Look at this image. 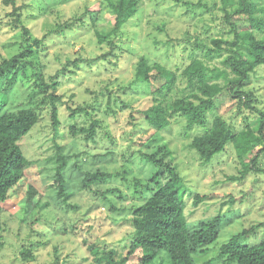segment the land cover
<instances>
[{"label":"rangeland","instance_id":"1","mask_svg":"<svg viewBox=\"0 0 264 264\" xmlns=\"http://www.w3.org/2000/svg\"><path fill=\"white\" fill-rule=\"evenodd\" d=\"M14 1L16 8L21 7L20 23L29 30V36L26 38L21 28H11L6 14L13 7L0 0V60L22 51L25 54V64L8 88L1 111L33 108L37 112L38 122L19 144L33 162L27 171V183L37 186L49 205L44 209L32 207L23 201L22 193L12 195L2 205L0 264H95L91 246L100 252L112 251L116 260L125 259L123 264H141L140 249L128 254L133 234L130 219L132 206L148 193L142 187L137 188L138 193L132 181L137 178L144 183L151 177L155 167L140 153L152 151L159 143L171 150L172 163L183 178L187 221L195 225L220 216L218 236L203 247L204 252L197 250L192 255L193 264L208 260L225 264L219 256L220 246L241 229L264 219V172L242 175V165L231 144L203 163L190 141L206 127L187 128L185 118L180 116L157 131L142 118L141 111L151 103V91L163 80L152 78L149 83L130 84L141 57L149 63L180 68L190 60L195 42L207 44L210 37L231 40L233 29L248 28L246 16L234 14L226 24L218 10L221 0H142L135 16L112 36L113 45H99L85 10L98 9L101 0ZM102 13L96 26L109 28L114 17ZM57 24H67L68 28L58 30ZM37 38L39 42H35ZM197 53L201 56L200 51ZM210 65L225 68L220 60ZM57 74L59 85L55 90L39 87L40 82L50 83ZM7 79L0 81V91ZM244 90L253 94L251 105L264 107V65L251 73ZM51 93L60 97L53 101L60 120L57 131L50 115ZM77 108H85L92 115L80 110L70 116ZM215 115L235 130L257 121L244 99L234 97L225 87L216 96L213 110L206 114L208 124ZM93 119L99 122L94 141L86 140L84 133H70L71 125L76 129L89 127ZM57 146L62 147L61 153L68 160L64 185L70 203L76 206L67 210L58 205L52 186ZM259 166L264 169V155L259 158ZM98 168L126 172L124 178L117 176L104 184L119 189L108 194L115 210L82 190L85 174ZM196 193L210 197L194 206ZM262 236L263 231L247 235L239 243H254ZM22 248L30 249L32 260H22ZM168 263V255L162 252L150 264Z\"/></svg>","mask_w":264,"mask_h":264},{"label":"trees","instance_id":"2","mask_svg":"<svg viewBox=\"0 0 264 264\" xmlns=\"http://www.w3.org/2000/svg\"><path fill=\"white\" fill-rule=\"evenodd\" d=\"M3 1L4 4H11L13 7L12 11L6 14L10 17L9 25L15 30L16 27L21 28V32L27 38L29 30L21 25V14L18 13L21 7L16 8L14 0ZM141 1L101 0L98 9L86 8L85 13L89 14L97 43L102 45L108 42L113 45L112 36L135 16ZM183 4L186 5L187 2ZM218 10L226 24L234 14L245 15L248 19V28L242 31L233 29L231 40L210 37L207 44L195 42L190 60L180 68L173 69L160 62L149 63L145 57H141L135 64L134 79L130 85L149 83L152 78L163 80L151 91V103L141 111L142 118L157 131L163 130L180 116L185 118L187 128L194 125L206 127L204 133L193 136L190 141V146L195 149L203 163L210 161L215 154L222 152L231 144L236 158L242 165L240 171L242 175L250 171L264 172L259 166V158L264 155V107L258 109L251 105L254 101L253 94L244 90L251 73L264 65V0H221ZM102 12L114 17V22L109 28L99 29L96 26L101 20L97 19ZM57 28L64 30L68 25L57 24ZM39 41L40 39L37 38L35 42ZM196 51H200L201 56ZM23 57L25 54L22 51L0 60V81L10 76L0 91L3 92L0 111L7 101L8 88L15 83V75L25 64ZM217 60L224 65L223 70L210 65ZM57 77L58 74L51 77L50 83L40 82L39 87L45 91L49 88L55 90L59 85ZM224 87L233 93L234 97L239 100L244 99V105L255 112L257 116L255 125L248 122L241 129L235 130L220 115H215L208 124L206 114L213 110L215 98ZM49 97L52 126L57 131L60 120L57 105L53 101L59 100L60 97L53 93L49 94ZM80 110L90 113L85 108H77L73 109L70 116H74ZM37 122L38 114L33 108L0 112V211L3 210L2 205L12 195H19L18 193H22L23 201L32 207L44 209L49 205L43 201L45 197L40 194L38 187L27 183V171L33 162L24 155L19 144ZM98 124V120L93 119L89 127L76 129V126L71 125L70 133L74 136L84 133L86 140L94 141ZM152 139H149L150 142ZM256 149L254 156H251ZM61 150L62 147L57 146L52 186L55 189L58 205L67 210L76 206L70 203L71 196L65 190L63 172L68 160ZM140 156L151 162L155 171L144 183L137 178L132 181L138 193L140 190L137 188L142 187L148 196L132 206L130 220L133 234L128 254L140 249L141 264L152 263L162 252L168 255V264H193L192 255L197 250L204 252L206 249L203 247L218 236L220 216L215 215L207 220L198 221L195 225L187 221L184 181L173 165L171 150L165 143H159L150 152H141ZM125 174L124 171L109 172L100 168L94 169L85 174L82 190L91 192L111 210H115V203L108 194L119 192V189L105 187L104 184L117 176L124 178ZM230 179L236 178L230 177ZM21 189L24 191L20 192ZM209 197L196 193L193 196V205L197 206ZM2 231L0 220V239ZM262 231L264 232V219L241 229L220 246L219 256L223 258L225 264H264V236L254 243H239L241 238ZM2 245L0 240V247ZM90 250L94 255L95 264H123L125 261V259L116 260L112 251L100 252L95 246H91ZM20 255L24 261L33 259L29 248H22ZM203 264H212V260Z\"/></svg>","mask_w":264,"mask_h":264}]
</instances>
